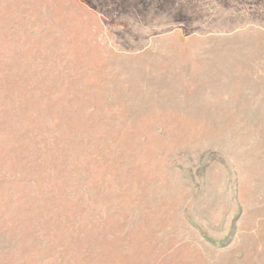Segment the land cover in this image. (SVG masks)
<instances>
[{
  "label": "rangeland",
  "instance_id": "1",
  "mask_svg": "<svg viewBox=\"0 0 264 264\" xmlns=\"http://www.w3.org/2000/svg\"><path fill=\"white\" fill-rule=\"evenodd\" d=\"M0 264H264V0H0Z\"/></svg>",
  "mask_w": 264,
  "mask_h": 264
}]
</instances>
